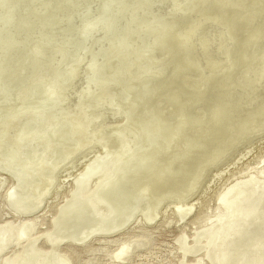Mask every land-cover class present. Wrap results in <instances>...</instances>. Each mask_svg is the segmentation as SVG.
<instances>
[{
	"label": "bare ground",
	"instance_id": "6f19581e",
	"mask_svg": "<svg viewBox=\"0 0 264 264\" xmlns=\"http://www.w3.org/2000/svg\"><path fill=\"white\" fill-rule=\"evenodd\" d=\"M66 1L70 2L57 1L62 3L61 8H49L54 14L62 12L52 18L64 23L68 18L72 27L60 32V25L55 35H48L49 29L46 35L40 32L44 35L40 38L33 36L41 30L42 23H34L21 32L25 35L20 37L27 38L22 44L18 28L9 29L22 15L8 16L13 0H0V150L4 148L6 152L0 154V165L14 176L13 184L4 190L8 178L0 175V264H264V164L222 190L211 214H205V204L187 202L211 167L231 156L241 144H249L264 134V110L256 111L236 129L233 141L218 148L221 141L228 139L229 124L239 116L235 113L239 102L245 108L253 99L264 97V37L257 41L264 34V0H254L247 16L237 12L230 16L227 0H160V19L153 20L158 25L146 21L155 0H83L81 4L87 5L80 10L75 9L77 0L69 6L64 5ZM23 2L18 6L23 7ZM45 2L38 0L28 10L35 20H41ZM215 6L222 22L219 16L210 20V10L200 16V11ZM190 8L198 12L201 26L186 30L178 26V33H169L166 20ZM17 9L18 14L20 8ZM239 14L241 21L233 23ZM116 23L133 25L143 34L154 31L156 26L168 27L158 39L150 40V46L155 47L152 53H161L159 61L166 62L165 66L174 58L167 68L168 79L162 80L164 71L159 68L152 79L141 69L143 77L127 89L120 78L129 80L133 70H125V76L122 70L114 77L100 76L105 68L115 65L101 58L100 46L118 40ZM231 25L234 29L229 32ZM122 27L129 29L121 26L119 33ZM83 28L102 32L97 48L93 50L90 43L93 51L89 52L88 47L82 50L80 61L67 64L66 56L64 62L62 59L57 63L62 50L74 52L82 44L88 46ZM121 35L129 41L130 37ZM172 39L176 49L163 50ZM192 42L197 50L193 54L196 61L189 64L182 52L190 50ZM13 50H25L23 54L30 65L23 67L31 68L28 76L24 71L27 74L21 83L16 81L17 86L4 84L10 69L5 62L11 58L6 60L4 56ZM178 59L181 60L174 62ZM179 62L186 68H181ZM193 63L196 68H190ZM48 70L56 71L51 79ZM118 92L124 93L122 100L115 106L111 104V108L99 109L84 103L91 94L109 103L107 93ZM128 95L130 105L123 110L124 105L119 103ZM160 98L161 103L156 105ZM130 111L134 120L125 123L124 115ZM108 117L117 121L111 119L115 125L103 129L109 124ZM140 128L145 133H140ZM109 133L113 136L106 138ZM67 136L76 139L74 144L64 141ZM87 151L94 154L86 157L85 169L74 176L71 170L77 166L78 156ZM217 152L219 156L208 163L204 161L192 173L191 166L199 162L197 154L209 153L210 158ZM65 188L67 194L50 225L41 227L53 206L49 202L53 198H46L50 189L57 197ZM163 204L172 205V217L166 221L168 207L162 212ZM41 208L44 214L39 215L36 211ZM4 215L9 216L2 221ZM187 216L201 227L190 236L182 233L177 246L161 247L158 237L162 222L172 218L182 221ZM132 221L136 223L134 227L129 225ZM96 241L101 243L94 244Z\"/></svg>",
	"mask_w": 264,
	"mask_h": 264
},
{
	"label": "rangeland",
	"instance_id": "374dc122",
	"mask_svg": "<svg viewBox=\"0 0 264 264\" xmlns=\"http://www.w3.org/2000/svg\"><path fill=\"white\" fill-rule=\"evenodd\" d=\"M23 1L24 0H22V2ZM35 1L36 0H27V1L25 0L26 3L23 2V5H24V3H25V5L24 6L22 5L23 7H20L21 6V3H20L21 0H13V4L10 5V8L13 9L14 11L11 10V12H10V14H8V16L11 15V17H12V16H17V15L21 14L24 18L27 16L26 20L28 19L27 22H26V20L22 16H18L17 17L18 19L16 17H15L16 19L14 18L16 21L17 20L18 21L16 22L14 20L13 24L9 25V29H11V30L12 29L14 30L15 28H18L17 31L19 33V37L22 35L21 32H24L28 28H30V25H31V27L34 26L36 23H39V25H40V22L42 23V25H40L39 27L42 26L44 28V30L42 29V27H41V30L39 28L38 32L34 33L35 35L32 34V35H34L33 37L37 36V37L41 38V36H44V35H41L42 32H45V33H43L45 35L47 33H48V35H50V34L51 35H55L57 33V31H58V29L57 30L55 29L56 27L58 28V26L62 25V29H60V32H62V31H66L68 27H72V25H74L73 23L71 24V21L68 23V21H69L68 18L66 19L65 23L60 20L62 22V24H60L61 22L59 21V19L57 21L56 19L52 18V17H55V16H56L55 18H57V15L58 14L61 15V13H62V12L61 13L58 12V14L56 13L57 14L56 15V14H54L55 11L50 9L52 7L61 8L62 7V3L61 2H57V1H60V0H54L55 1V2L53 1L54 3L51 2L52 0H50V1L47 0V3L46 2L43 3V4H45V5L42 4L43 5V12H44L43 16H42L43 19L41 18V20L39 19V21H38V19L35 20L36 18L29 14V11H30L29 9H32L31 8L32 4L33 3L35 4L38 0L36 2ZM69 1H70L69 3L76 2V0L75 1L74 0H69ZM77 1L79 3L80 0H77ZM95 1L96 0H93V3H95ZM253 1L254 0H227V3L229 5V8H228L229 10L228 11L231 12V13H229V15L231 16V14H236V12L237 13H241V14L243 13L244 16L249 15V10L248 9L250 7V4H252ZM83 2L84 1L81 0V2L79 4H81ZM69 3H68V1H66L64 5H68L69 6ZM78 3L75 4V5L76 6H80V7H76L75 6V9L76 8L77 9H79V8L85 9L86 8L85 6L87 4L86 5L85 4L84 5H82V4L78 5ZM18 5H20V6H18ZM160 5H161L160 0H155V3L151 6V9L149 11H147V20L146 21L150 22V24H152V25H158L157 22H155L153 20H159L160 19V18L159 19L157 18L158 11H160V9L158 7ZM16 6H17V8H20L19 12L21 11L20 13L18 12V14L16 12L18 10L16 8ZM161 6H163V5H161ZM143 7H145L144 6V2H143ZM22 8H23V11H22ZM46 8L49 9L48 10L49 12L47 11ZM45 9H46L47 12L45 11ZM191 9H193V8H190L189 10H185V11L179 13V14H175L172 18L166 20V21L169 22V26H168L169 28L168 27H164L162 29L160 26H156L157 28L154 31L148 32L146 34H143V31L140 30V28H135L133 25H129L127 23H118V24L116 23V32H117L118 40L116 42H114L113 40H110V44L109 43H101V46H100V54L102 53L101 58H103V59H105V61H109L111 64H115V65H114V67H111V69H109V70L105 68L104 71L102 72L103 74L100 75V76L104 77V76L109 75V76L114 77V76H116V72L119 71V70H122L123 71L122 72L123 76H125V72H124L125 70L127 72H130L131 70H133L131 72V74H130L129 80L125 81V80H123V78L119 77L121 79V82L122 83L125 82V86L127 87V89H129L131 86H133V84L135 82L139 81L143 77V75H142L143 73L140 71L141 69H143V72L147 73L146 76H151L148 79H152L153 76H154V78L156 77L155 70H157V68H159L160 70L164 71V75H163V78H162V80H164L166 78V76H168L167 75V73H168L167 68H169V66L173 62L174 58H170L167 61V66H165L166 62L161 63L159 61V59L162 57L161 53H156V52L152 53V49H154L155 47H151L150 46L151 45L150 40L153 39V41H154V40L158 39V37L160 35H162L166 31V28H168L169 33L174 31L173 34H175V33H178L177 32L178 31V26L181 29L184 28V30L188 29L190 26H192L193 29H194L195 25H197V24L200 27L201 26V24H200L201 22H198V20H199L198 18H200V17H197L198 12L196 11V9H193V10H191ZM51 10H52L51 13L54 16L50 13ZM207 10H210V13H207V14H210V16H209L210 20L213 19V18H217L219 16L218 13H216L217 10H218V8L216 6L213 9L207 8V9H205L203 11H200V16H204L205 13L207 12ZM214 10H216V12ZM45 12L47 13V18L48 19L45 17L46 16ZM241 14H239V15H237L235 17L237 19H235V18L233 19V23L236 22V24H238L241 21V19L238 20L241 17ZM49 15H51V16L49 17ZM253 15H255L254 17H256L257 16V12H255V14H253ZM141 16L143 17V12H142ZM193 16H194L195 19H192ZM49 18L54 20V22L52 20H49ZM44 20H46V21L48 20V21L47 22L45 21L46 22L45 23ZM52 22H53V25H52ZM219 22H222V18L220 16H219ZM14 23L15 24L17 23V25H14ZM56 23H59V24H56ZM98 23H99L98 20L95 21V24H98ZM46 24H48V25H46ZM49 24L51 25V27L53 26V28H51L49 26ZM64 24L65 25L67 24L68 26H65ZM69 24H71V26ZM12 25H14V28H13ZM90 25L93 26L94 25L93 22L90 23ZM121 26H128L129 27V29L122 27L121 31H120L123 34V36L128 37V38L130 37L129 41H124L121 33H119V27H121ZM171 26L173 28H171ZM217 26L219 27V25H217ZM10 27H12V28H10ZM46 28H47V30L45 31ZM65 28H66V30H65ZM232 29H234L233 25H231V27L229 28V32H231ZM51 30H53V31H51ZM55 30H56V32L54 34ZM83 30H84V28L81 31H83ZM40 32H41V34H40ZM139 33H141V36H137V34H139ZM23 35H25V34L23 33ZM83 35H84V37H86V39H85L86 43H89L88 46H84V44H82L81 47L76 48L74 52H72V51L68 52V51H63L62 50L60 55H59V57L56 58V62L57 63H58L59 60H62V59H63V62H64L65 61L64 58H66V56H67V59H66V63L67 64L69 62L73 63L75 61H80V54H81L80 52L82 50H86L87 47L89 48V52H92L95 48H97V47H95V45L99 42V40H101V37H102L103 34L97 28H93L92 30H86L85 29L84 32H83ZM169 36H170V34H169ZM183 36L186 37V35H183ZM240 37H244V35L242 34V36H239V38ZM263 37H264V34H262L260 37H258L257 41H260L261 39H263ZM186 40L188 41V38H186ZM26 41H27L26 37H20L19 43L23 42L22 44H25ZM90 43H92L93 50H91L92 46H89ZM117 43H120V46H117ZM25 47L27 49H30L29 46H25ZM51 49H54V48H51ZM166 49H169V50L176 49L175 40L172 39V41L168 45L163 46V50H166ZM119 50H122V51L119 52ZM13 51H11V53H13V55H11V53L8 52L4 56V58H6V60L11 57L9 60H7V61H9L8 63H6L7 61L4 59L6 61L5 62V66L6 67L11 69L12 65H14L12 67V69H14L13 71H10V69H9L7 71L9 73L7 75L4 74L5 75L4 78L6 79V80L4 79L5 80L4 84H7V85L10 84L9 86H11V84H14V86L19 85V83H21L25 79L24 77L26 76V74L29 73L28 72L29 69H30V73H31V68L26 67V66L30 65L29 64L30 60H27V58H25V56L23 54L26 51L25 50L20 51L21 53L18 50H13ZM17 51H18V53H20L19 55L17 54ZM194 51L196 52L197 50H196V47H195L194 43L192 42L190 50L185 49L182 52L183 56L185 57V61L187 60L189 64L191 62H193V61H196V58L194 59V57H193ZM48 52L46 51L45 53H48ZM21 54H22V56H20ZM17 55H18V57L20 56L19 59H18ZM54 55L51 56L50 59H53ZM7 56H9V57H7ZM181 59H182V57H181ZM25 60L28 63V65L25 62ZM180 60L178 59V60H176L174 62H178ZM19 61H21V62H19ZM10 63H11V65H10ZM19 63H20V65H19ZM22 63H25V64H22ZM263 64H264V62L262 63L261 69H264L263 68L264 67ZM23 65H26V66L23 67ZM183 65H185V64H183L182 62H179V66L181 68H186V67H182ZM17 66L19 68L15 69V68H17ZM20 66H22L21 69H22L23 72L20 70ZM67 66H69V65H67ZM132 66H134V67H132ZM8 68L5 69V72H6V70ZM23 68H25V70ZM190 68H196V64L193 63L192 65H190ZM26 69H27V71H26ZM17 70H20V71H17ZM24 71L27 72V73H25ZM256 72H259V71H256ZM10 73H12V74H10ZM30 73L27 74V76L30 75ZM48 73L51 74L49 76V79H51V78H53L55 76L56 71H53V70L49 71L48 70ZM189 75H191V74H189ZM6 77H8L9 79L11 77L10 81H7L9 79L6 78ZM166 79H168V78H166ZM16 81L19 82V83H17ZM8 82H9V84H8ZM166 82H167V80H166ZM52 83L54 84V82H52ZM15 84H17V85H15ZM238 85L240 86L241 89H244L243 86L240 85V83ZM263 87H264V84H263ZM141 89H144V86H143V88L141 87ZM125 92H126V90H125ZM123 94L124 93H121V92H118V94L107 93V96H108L109 101H110L109 103L104 101L102 98H96L94 94H91V95L89 94L90 96H88V98L84 101V103L86 102L85 103L86 106H88L89 104H91L92 106H99L98 107L99 109L102 108V107L111 108L110 107L111 104L114 103V106H115L117 101L122 100L120 98L123 96ZM113 96H114V98L111 99V97H113ZM127 98L128 99L124 100L122 103H119V105L120 104L124 105V107L121 108L123 110L125 108L128 109L126 105H128V104L130 105L129 95H128ZM161 100H162V98L158 99V101L156 102V105H159L161 103L160 102ZM241 105L242 104H241V101H240L239 105H238L239 107L237 106L238 108H236V110H235V113H239V116L234 119V122H235L234 124H229L230 130H229L228 139L226 141H221L218 144V148L219 149L222 148V145L226 144V142L233 141V139H234V137L236 135L235 134L236 133V129H238L241 126V124L243 122H245V120L248 117V115H250V114H252V113H254L256 111L264 110V97H261V99H259V98L258 99L257 98L253 99L252 101L247 103V106L245 108L243 106H241ZM41 109L44 110L45 108H41ZM24 112H22L20 114H23ZM235 113H233L232 116L235 115ZM131 114L132 113L130 111L129 113H126L124 115L125 116V119H124L125 123H130L132 120H134V119L131 120V118H130ZM263 114H264V112H263ZM47 117H50L49 114L44 119L46 120ZM117 118H119V117L117 116ZM111 119H112V117L106 118V120H107V122H109V124L104 125L102 127L103 129H104V127L106 128V127L115 125V124H113L111 122H112V120L113 121H117V120L116 119H112L111 120ZM140 131H141L140 133H142V134L145 133L142 128H140ZM109 136H113V134L109 133V135L106 136V138H109ZM152 136L155 139V136L154 135H152ZM260 136L258 135L257 137H255L254 139H256V140L251 139L252 141L249 144H251L253 142L254 144L252 143V145H249L246 142L249 146L252 147L251 149L247 148V144L246 143L241 144L231 154V156H229L225 160H223V161L215 164L213 167H211L209 169V171L207 172V174H206L207 175L206 178L201 182V184L199 185V187H198L197 191L195 192V194L192 195L189 198V200L187 199L188 200L187 202L198 203V205H200V203H201V205L205 204L206 207L209 209L208 210L207 208H205V214H207V215L209 213L211 214V212L215 209V206L219 202L218 199H217V195L220 194V192L222 190H224L226 187H229V185L233 181H235L236 179L243 178L246 175H248V172H250L254 167H257L259 165L261 166V164H264V139H263L264 134H262ZM55 138H56V135L53 137V140ZM259 138H261V139H259ZM67 140H71L72 142L71 143H67V144L72 145V144H74L76 139H73V138H70L69 136H67V138L64 141L66 142ZM113 140H114V138H113ZM4 141H8V138H5ZM114 143L111 144V145H115ZM57 145H59V144L57 143ZM145 146L146 145H144V147ZM150 146H152V145H150ZM3 153L4 154L6 153L4 148L0 150V154H3ZM90 153L94 154L93 151L92 152L87 151L85 153L83 152L82 155L78 156V159L76 161L77 162L76 163L77 166L74 167L72 170L70 169L71 170V174L76 176L78 173H80V171L82 169H85V165H87V160H88L87 158H90L89 156H92V154H90ZM208 154L209 153H207V154L202 153V155L200 153L197 154V155L200 156L199 157V162H197L195 165L191 166L192 173L195 172V170L198 169L200 167V165L204 161H206L205 163H208L213 158L219 156L220 152H217L216 154H214L215 156L212 155L210 158H208L209 157ZM261 157H263V158H261ZM3 168L4 167L0 165V175L1 176H6L8 178V182L4 185V190H5L8 186H11L13 184L14 176H13V174H11L9 172L4 171ZM217 172H219V174H217ZM60 175H62V178H63L65 173L60 174ZM187 183H188V181H187ZM50 190H51V193L46 198H53V199H51L49 201L50 204H52L53 206L49 209L50 210L49 213L45 216V220L43 221L45 224L43 226H41L43 228H45L46 226L50 225L51 219H52V215L56 211V209H57L58 205L60 204V202L64 199V196L67 194L68 188L63 189V192H60L57 197L53 196V192H52L53 189H50ZM204 191H205V193H204ZM162 206H163L162 207V212H163V210L166 207H168V209H166L167 212L165 214V219L163 220V221H166V220H168V216L172 217V211L169 210V209H171L172 205L167 206V204H163ZM1 211H2V209H0V212ZM40 211H42V208L37 210L36 213L40 212ZM44 211H48V209H45ZM194 212H195V208L192 210L191 216L194 214ZM42 214H44V212H40L39 213V215H42ZM9 215H4L3 216L4 219L2 218V221L6 219L5 216L8 217ZM191 216H187L182 221H178V219L174 217L175 219L172 218V220H169L168 223L162 222V225L159 226L160 229H161V234L158 237V244H160L161 247L165 246L166 248L171 249V247H175V246L178 245L177 239L179 238V236L182 233H186L187 235L190 236L192 233H194L196 230H198L201 227V224L192 223L191 222ZM135 224L136 223L133 224V221H132V223L131 222L129 223L130 227H134ZM93 243L94 244H99L101 242L100 241H96V242H93ZM173 252H175V251H173ZM179 253H180V251H178L177 255H179ZM176 256H175V261L177 262L178 261V257H176Z\"/></svg>",
	"mask_w": 264,
	"mask_h": 264
}]
</instances>
